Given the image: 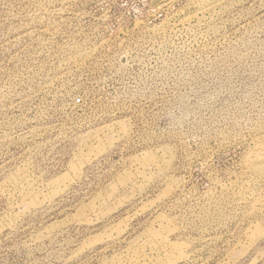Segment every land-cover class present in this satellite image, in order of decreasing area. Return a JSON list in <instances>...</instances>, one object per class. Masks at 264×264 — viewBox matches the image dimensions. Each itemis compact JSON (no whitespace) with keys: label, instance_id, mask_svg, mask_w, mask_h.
I'll return each mask as SVG.
<instances>
[{"label":"rangeland","instance_id":"rangeland-1","mask_svg":"<svg viewBox=\"0 0 264 264\" xmlns=\"http://www.w3.org/2000/svg\"><path fill=\"white\" fill-rule=\"evenodd\" d=\"M0 264H264V0H0Z\"/></svg>","mask_w":264,"mask_h":264}]
</instances>
